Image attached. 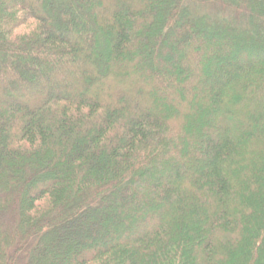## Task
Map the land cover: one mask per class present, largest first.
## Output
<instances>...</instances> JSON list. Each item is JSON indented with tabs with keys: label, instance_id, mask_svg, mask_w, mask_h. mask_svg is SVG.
Instances as JSON below:
<instances>
[{
	"label": "trees",
	"instance_id": "obj_1",
	"mask_svg": "<svg viewBox=\"0 0 264 264\" xmlns=\"http://www.w3.org/2000/svg\"><path fill=\"white\" fill-rule=\"evenodd\" d=\"M259 60L264 0H0V264H264Z\"/></svg>",
	"mask_w": 264,
	"mask_h": 264
},
{
	"label": "rangeland",
	"instance_id": "obj_2",
	"mask_svg": "<svg viewBox=\"0 0 264 264\" xmlns=\"http://www.w3.org/2000/svg\"><path fill=\"white\" fill-rule=\"evenodd\" d=\"M198 9H202V10H205L206 12H208V13H210V14H215V11H216V8L214 7V5H210V6H206V7H199ZM226 15V14H225ZM231 59V63H229L230 65L228 66V67H232V68H237L238 66H242L243 64H245V63H251V60L250 59H245V60H237V59H234V58H230ZM259 62H260V64H263L264 62H262V60H259ZM152 89V88H151ZM151 91V90H150ZM18 100H22L23 102H25L24 101V99H22V98H17ZM210 134V133H209ZM211 135H213L212 133H211ZM214 137H215V135H213ZM102 223L103 222H101L100 221V223L98 224V227L99 226H101L102 225ZM118 237H116V236H111V238H109V239H106V240H104V241H101V244H104V243H106L107 242V240H112V239H114V240H116Z\"/></svg>",
	"mask_w": 264,
	"mask_h": 264
}]
</instances>
